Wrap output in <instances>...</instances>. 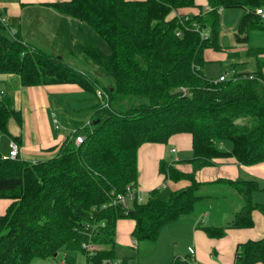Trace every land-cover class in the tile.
Segmentation results:
<instances>
[{
    "label": "trees",
    "instance_id": "trees-1",
    "mask_svg": "<svg viewBox=\"0 0 264 264\" xmlns=\"http://www.w3.org/2000/svg\"><path fill=\"white\" fill-rule=\"evenodd\" d=\"M210 7L196 13L180 11L200 7L195 0H55L45 2L55 11L86 23L108 46L103 52L85 37L76 39L82 52L113 82H102L68 64L60 55L0 34V73L18 75L22 85L75 83L95 102L90 128H75L46 160L29 161L0 153V198L11 201L0 214V264H30L35 257H50L64 249L63 264H101L114 258L115 224L129 218L135 241H154L159 228L189 213L202 182L191 172L167 167L169 178H187L189 184L170 191L167 198L152 189L143 201L128 206L111 203L126 186L137 184V150L146 142L166 143L175 133H189L195 165L232 156L238 163L264 161V74L234 71L222 80L203 73L206 48L220 50V6L242 7L236 36L247 40L249 28L264 22L254 12L264 0H205ZM208 32L204 35V29ZM2 27L0 23V28ZM79 36V35H78ZM252 51H263L257 47ZM220 76V74H219ZM184 86L186 92L178 87ZM107 93L96 95L97 88ZM10 116L20 122L19 110L9 98L0 100V133ZM96 120V121H95ZM84 135L75 143L74 136ZM237 188L243 206L226 225L198 223L209 237L218 238L227 227H250L251 211L264 216V202H252V181L217 180ZM189 255L166 264H192ZM81 263V264H82ZM264 264V235L239 242L232 264ZM120 264H136L121 258Z\"/></svg>",
    "mask_w": 264,
    "mask_h": 264
},
{
    "label": "crops",
    "instance_id": "crops-1",
    "mask_svg": "<svg viewBox=\"0 0 264 264\" xmlns=\"http://www.w3.org/2000/svg\"><path fill=\"white\" fill-rule=\"evenodd\" d=\"M48 1L55 0H0V34L5 35L7 31L12 34L9 37H13L15 32L11 28H14L24 42L36 48L62 58L73 56L76 52L71 48L76 40L71 30L80 28L82 22L55 11L45 3ZM195 2L200 7H185L180 11L196 13L199 8L206 10L208 7L205 0ZM59 33L62 38L57 39ZM61 43L64 44L62 50L58 48ZM232 54L235 56L238 52L226 54L223 50L212 48H206L203 52L205 61L218 57L229 58ZM4 98H9L12 107L19 110L20 122L14 116L8 118L7 131L16 139L0 133V153L1 150H7L8 153L9 141L14 140L18 144V157L29 161L46 160L55 155L57 146L67 134L85 125L95 102L75 83L25 86L14 73H0V100ZM191 156V136L186 132L172 134L166 143L146 142L140 145L137 150L135 187L143 198L152 189L165 198L168 192L190 182L187 178L165 179L159 169L161 161L167 169L173 167L191 172L196 181L202 182L198 189L201 197L191 212L162 225L154 241H135L132 236V241H128L134 222L129 218L118 219L115 224V244L138 250L141 242L143 248L139 257L136 252L135 256L124 252L122 258H128L136 264H166L177 256L189 255L192 264H232L237 243L264 235V216L257 209L251 211L253 224L250 227H227L225 234L218 238L207 236L197 226L199 222L226 225L244 204V198L237 188L217 181L219 179L254 182L256 188L251 191L250 199L263 203L260 198L264 196V161L246 165L238 163L232 156H223L214 158L212 164L199 166L189 161ZM10 201L0 198V214ZM188 247L193 248L191 255ZM57 257L55 254L54 260H58Z\"/></svg>",
    "mask_w": 264,
    "mask_h": 264
},
{
    "label": "rangeland",
    "instance_id": "rangeland-1",
    "mask_svg": "<svg viewBox=\"0 0 264 264\" xmlns=\"http://www.w3.org/2000/svg\"><path fill=\"white\" fill-rule=\"evenodd\" d=\"M209 7V6H208ZM182 9V8H181ZM205 10V8H203ZM208 10V9H206ZM245 10L242 7H226L219 13V25H218V44L220 45L221 49L226 54L228 53H235L238 52L235 58L233 54L231 57H218L214 59H208L203 64V73L208 78L216 77L220 72L223 74L231 75L234 71H249L252 72L255 69H258L257 66L262 68V72L264 74V50L263 51H256V55L253 56L252 51H248V49L257 50L255 48L260 47L264 48V28L252 27L249 28L247 33V40L238 39L236 36L237 26L239 20ZM264 25L262 22L260 26ZM80 28L71 30V34L75 40L82 39L85 37L89 40L92 45L97 46L103 52L107 53L109 51L108 46L100 38L86 23H80ZM208 26L205 27L204 32H208ZM8 34V35H7ZM77 34L79 36H77ZM5 35L10 36L7 31ZM62 38L61 33L57 35V39ZM75 44L72 46L73 52H76L73 56H66L63 58L68 64L73 66L76 69H79L82 72L87 73L91 77H97L103 83H112L113 79L104 73L87 55L83 54L82 52L75 51ZM58 48L62 50L64 48V44L61 43L58 45ZM233 56V57H232ZM231 58V59H230ZM233 64V66H232ZM252 70V71H251ZM85 92V91H84ZM85 94H87L85 92ZM88 95V94H87ZM65 129V128H64ZM67 133V132H66ZM2 155H7V150H1ZM169 192L164 196L165 198L168 197ZM167 196V197H166ZM260 201H264V196L260 198ZM128 241H132L131 235ZM148 244V242H146ZM125 243L124 245H127ZM139 249H135L134 247H125L116 245L114 247V255L116 257L122 258L124 256V252L131 253L135 256L136 254L139 255L143 253V248L140 242L138 247ZM63 250L60 249L56 253L57 259L63 256ZM126 254V255H127ZM83 261L82 256L79 255L77 259V264H81ZM55 262L54 257H35L30 261V264H51Z\"/></svg>",
    "mask_w": 264,
    "mask_h": 264
},
{
    "label": "built area",
    "instance_id": "built-area-1",
    "mask_svg": "<svg viewBox=\"0 0 264 264\" xmlns=\"http://www.w3.org/2000/svg\"><path fill=\"white\" fill-rule=\"evenodd\" d=\"M206 9H210V7H206ZM222 9V7L220 6L217 10L220 11ZM254 12L256 14L259 15L260 18L264 19V7L262 6H258L255 7ZM204 35H206V32H203ZM228 76V74H220V76H218V80H222L224 78H226ZM178 89L185 93L186 89L184 86H179ZM96 95L103 98L104 102L102 103L103 106H107V93L101 89V88H97L96 90ZM90 118L86 121L85 125L88 126L90 128L91 124H90ZM84 135L81 133H78L74 136V142L75 143H79L83 140ZM4 156V155H3ZM8 157L11 158H15L18 156V144L16 141L14 140H10L9 141V150L7 155ZM136 199L138 202H141L144 200V198L142 197V195L140 194L139 190L135 187V186H126V189L124 192H120L117 193L115 195V197L111 200V203H121L124 206H128L129 202L133 199ZM188 252L191 255L193 253V248L192 247H188ZM121 262V258L119 257H114V258H103L101 261V264H120ZM64 261L63 260H55V262H52L51 264H63ZM82 264H87V263H82ZM258 264H262V263H258Z\"/></svg>",
    "mask_w": 264,
    "mask_h": 264
},
{
    "label": "water",
    "instance_id": "water-1",
    "mask_svg": "<svg viewBox=\"0 0 264 264\" xmlns=\"http://www.w3.org/2000/svg\"><path fill=\"white\" fill-rule=\"evenodd\" d=\"M11 31H12V32H15V29H14V28H11ZM95 121H96V120H95Z\"/></svg>",
    "mask_w": 264,
    "mask_h": 264
}]
</instances>
